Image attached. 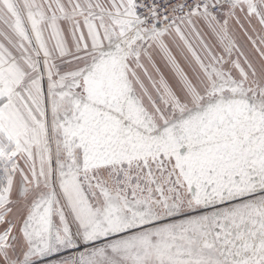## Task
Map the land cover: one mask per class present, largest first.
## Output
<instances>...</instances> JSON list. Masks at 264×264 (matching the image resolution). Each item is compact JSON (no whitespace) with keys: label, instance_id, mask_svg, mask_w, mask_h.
Masks as SVG:
<instances>
[{"label":"snow or ice","instance_id":"obj_1","mask_svg":"<svg viewBox=\"0 0 264 264\" xmlns=\"http://www.w3.org/2000/svg\"><path fill=\"white\" fill-rule=\"evenodd\" d=\"M0 264H264V0H0Z\"/></svg>","mask_w":264,"mask_h":264}]
</instances>
